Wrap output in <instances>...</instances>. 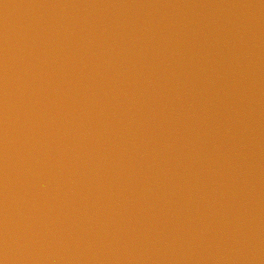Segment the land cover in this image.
<instances>
[{
	"label": "water",
	"instance_id": "95a60500",
	"mask_svg": "<svg viewBox=\"0 0 264 264\" xmlns=\"http://www.w3.org/2000/svg\"><path fill=\"white\" fill-rule=\"evenodd\" d=\"M0 264H264V0H0Z\"/></svg>",
	"mask_w": 264,
	"mask_h": 264
}]
</instances>
